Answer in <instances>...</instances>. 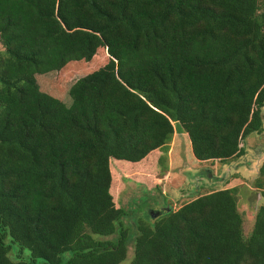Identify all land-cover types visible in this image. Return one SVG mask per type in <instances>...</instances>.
I'll use <instances>...</instances> for the list:
<instances>
[{"label":"trees","instance_id":"1","mask_svg":"<svg viewBox=\"0 0 264 264\" xmlns=\"http://www.w3.org/2000/svg\"><path fill=\"white\" fill-rule=\"evenodd\" d=\"M263 113L264 0H0V264H121L128 230L94 238L126 216L113 172L167 168L176 133L234 161ZM240 183L137 223L131 264H264V204L246 235Z\"/></svg>","mask_w":264,"mask_h":264},{"label":"rangeland","instance_id":"2","mask_svg":"<svg viewBox=\"0 0 264 264\" xmlns=\"http://www.w3.org/2000/svg\"><path fill=\"white\" fill-rule=\"evenodd\" d=\"M62 73L68 74L66 70ZM58 77L55 89L64 100V97H70L68 84L70 80L68 76L61 74ZM244 144L245 155L234 161L199 163L193 157L188 137L176 133L167 155V164L169 163L167 168L158 162L162 155L159 152L155 154V159L149 156L139 164H130L126 170H120L118 175L114 170L119 163L111 160V167L114 168L112 185L116 188L112 189V194L116 207L123 209L126 216L117 223L115 235L110 237L94 235L95 240L117 241L121 229L128 230V254L121 264H131L138 234L137 223L143 221L153 226L155 220L162 216L160 211L166 212L171 204L174 206L173 209L177 210L199 195L222 189L226 176H241L247 182L240 188L239 209L244 217L245 234L250 235L254 225V214L259 206L264 204L262 191L255 188V182L252 180L258 176L264 184V176L261 175V168L264 165V126L262 134L250 135ZM151 211L159 212L157 218L151 216ZM18 250L19 248L14 246V252L10 256L12 261H16L14 254ZM25 255L29 256V251H25ZM72 255L71 252L62 255L61 264H66ZM37 264L47 263L40 260Z\"/></svg>","mask_w":264,"mask_h":264},{"label":"crops","instance_id":"3","mask_svg":"<svg viewBox=\"0 0 264 264\" xmlns=\"http://www.w3.org/2000/svg\"><path fill=\"white\" fill-rule=\"evenodd\" d=\"M243 145H244V149H245L246 148V145L244 143H243ZM199 163H204V162H199ZM170 164H171V158H170ZM233 178H237V177H229V176H226L225 179H223V180H224V182L226 184L227 182L230 181V179H233ZM238 178H240V182H241L240 185H239V187H244L247 184V182H245L244 178H242L241 176L238 177ZM257 178H258V176L257 177H253L252 180L255 182L257 180ZM256 189L258 190V188H256Z\"/></svg>","mask_w":264,"mask_h":264},{"label":"water","instance_id":"4","mask_svg":"<svg viewBox=\"0 0 264 264\" xmlns=\"http://www.w3.org/2000/svg\"><path fill=\"white\" fill-rule=\"evenodd\" d=\"M166 210L169 211V207ZM160 212L164 213V211H160ZM151 216L153 218H157L158 215L157 214H154L153 211H151Z\"/></svg>","mask_w":264,"mask_h":264}]
</instances>
